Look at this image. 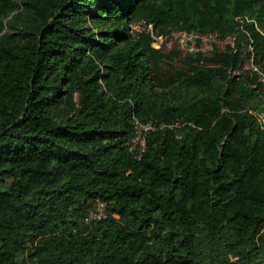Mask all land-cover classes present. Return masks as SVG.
Listing matches in <instances>:
<instances>
[{"label": "trees", "instance_id": "trees-1", "mask_svg": "<svg viewBox=\"0 0 264 264\" xmlns=\"http://www.w3.org/2000/svg\"><path fill=\"white\" fill-rule=\"evenodd\" d=\"M148 22L233 43L162 50ZM251 57L264 0H0V264H264Z\"/></svg>", "mask_w": 264, "mask_h": 264}, {"label": "built area", "instance_id": "built-area-1", "mask_svg": "<svg viewBox=\"0 0 264 264\" xmlns=\"http://www.w3.org/2000/svg\"><path fill=\"white\" fill-rule=\"evenodd\" d=\"M143 27L146 29L148 33L153 37V45L156 48H160L162 50H170L174 47H178L182 49L184 52H194V51H206L200 46V42L202 39L207 38V36H214L219 38L217 33H200L194 30H178L172 31L169 34H158L157 29L153 22H148L147 24L143 23ZM226 40V39H225ZM214 49V48H213ZM252 49V47H251ZM244 68H250L253 71L257 72L259 75V79L263 82L262 93L264 94V72L253 63V57H251L250 61L244 66ZM242 69L232 71V74L240 73ZM260 117L263 118V115L260 114ZM264 121V118H263ZM177 122L176 124H178ZM156 128V123L152 120L149 121H141L139 119H135V134L129 141V149L136 152V156L140 157L142 151L146 146L147 134L150 130ZM106 213V205L105 202L98 199L95 205L91 208L86 216V220H92L96 218H100L104 216Z\"/></svg>", "mask_w": 264, "mask_h": 264}, {"label": "rangeland", "instance_id": "rangeland-1", "mask_svg": "<svg viewBox=\"0 0 264 264\" xmlns=\"http://www.w3.org/2000/svg\"><path fill=\"white\" fill-rule=\"evenodd\" d=\"M230 43H233V38H229V39H221V38H217L214 36H207V38H204L201 40L200 42V46L204 49V50H212L213 48H219V49H224L226 48V46Z\"/></svg>", "mask_w": 264, "mask_h": 264}]
</instances>
